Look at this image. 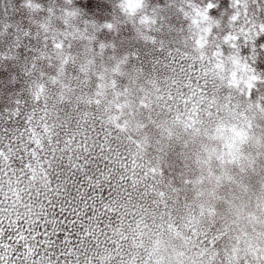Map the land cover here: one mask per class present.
Instances as JSON below:
<instances>
[{"label": "snow or ice", "instance_id": "6c2138e0", "mask_svg": "<svg viewBox=\"0 0 264 264\" xmlns=\"http://www.w3.org/2000/svg\"><path fill=\"white\" fill-rule=\"evenodd\" d=\"M97 57L159 73L188 117L264 118V0H0V264H88L107 235L127 137L85 113L66 127L46 95L83 86Z\"/></svg>", "mask_w": 264, "mask_h": 264}, {"label": "rangeland", "instance_id": "374dc122", "mask_svg": "<svg viewBox=\"0 0 264 264\" xmlns=\"http://www.w3.org/2000/svg\"><path fill=\"white\" fill-rule=\"evenodd\" d=\"M113 63L97 57L83 86L73 83L62 97L49 86L46 95L62 118L85 113L121 124L133 182L153 194L168 222L177 221L174 249L159 264H264V118L243 108L188 117L183 105L165 104L159 73L124 67L114 75ZM97 90L99 103H86Z\"/></svg>", "mask_w": 264, "mask_h": 264}, {"label": "trees", "instance_id": "16d2710c", "mask_svg": "<svg viewBox=\"0 0 264 264\" xmlns=\"http://www.w3.org/2000/svg\"><path fill=\"white\" fill-rule=\"evenodd\" d=\"M74 121L66 127H74ZM100 123L88 119L89 126L94 125L97 132L100 131ZM104 124L106 130L111 129V125ZM116 134L113 130V135ZM119 135L122 136L121 133ZM128 153L126 147L121 148V155L126 156V167L113 166L112 184L115 187L104 216L112 224L104 230L106 236L98 231L97 239L103 241L99 247L86 245L91 248L88 264H159L164 263L174 249L173 235L177 231H173L172 226L176 229L177 221L169 220V223L158 209L153 194L133 182L127 164Z\"/></svg>", "mask_w": 264, "mask_h": 264}]
</instances>
